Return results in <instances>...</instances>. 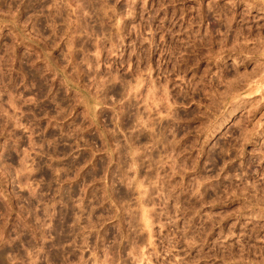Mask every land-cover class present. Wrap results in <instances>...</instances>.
I'll list each match as a JSON object with an SVG mask.
<instances>
[{
  "label": "rangeland",
  "instance_id": "rangeland-1",
  "mask_svg": "<svg viewBox=\"0 0 264 264\" xmlns=\"http://www.w3.org/2000/svg\"><path fill=\"white\" fill-rule=\"evenodd\" d=\"M0 264H264V0H0Z\"/></svg>",
  "mask_w": 264,
  "mask_h": 264
},
{
  "label": "bare ground",
  "instance_id": "bare-ground-1",
  "mask_svg": "<svg viewBox=\"0 0 264 264\" xmlns=\"http://www.w3.org/2000/svg\"><path fill=\"white\" fill-rule=\"evenodd\" d=\"M11 263V262H10Z\"/></svg>",
  "mask_w": 264,
  "mask_h": 264
}]
</instances>
